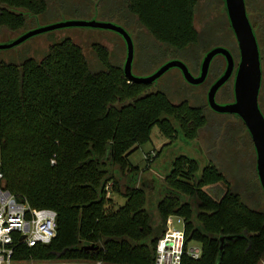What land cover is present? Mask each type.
Listing matches in <instances>:
<instances>
[{
	"label": "trees",
	"instance_id": "1",
	"mask_svg": "<svg viewBox=\"0 0 264 264\" xmlns=\"http://www.w3.org/2000/svg\"><path fill=\"white\" fill-rule=\"evenodd\" d=\"M124 2L166 55L198 42V0ZM47 4L0 0V27H22L28 14L44 11ZM93 49L101 64L95 69L70 37L50 43L39 58L0 60V185L32 207L56 210L55 235L32 245L15 236L12 258L153 264L166 218L176 214L183 218L185 242H200L199 255L184 251L180 264H264V207L247 202L211 158L202 164V156L178 153L160 177L166 191L156 201L149 198L156 173L148 180L145 172L151 163L159 170L154 162L165 144L196 140L208 121L204 103L174 102L152 82L128 80L123 63L112 61L105 44L94 42ZM220 55L223 68L212 57L207 75L223 71L226 59ZM258 103L263 112L259 95ZM154 125L168 140L147 154L148 163L140 169L128 155L151 138ZM255 177L254 189L264 194ZM220 181L226 187L216 197L209 186ZM90 243L98 246H85Z\"/></svg>",
	"mask_w": 264,
	"mask_h": 264
},
{
	"label": "rangeland",
	"instance_id": "2",
	"mask_svg": "<svg viewBox=\"0 0 264 264\" xmlns=\"http://www.w3.org/2000/svg\"><path fill=\"white\" fill-rule=\"evenodd\" d=\"M245 4L247 14L253 21L260 46L262 84L259 102L264 112V0H245ZM67 19H97L122 25L133 40L131 70L136 75H147L171 58L183 60L193 74H198L202 55L215 45L229 48L236 62L238 61L237 42L228 21L224 0H198L194 15V24L199 32L198 42L180 53L167 55L163 53L161 42L137 24L134 15L127 10L124 0H48L44 11L28 14L24 26L14 30L0 27V42L10 41L29 28ZM63 37H70L83 47L93 69L101 67L93 49L94 42H101L108 47L113 62L124 63L126 42L121 33L112 28L90 25H66L34 33L12 46L0 47V60L19 61L26 55L39 58L50 43ZM213 57L220 60L223 68V56L217 53ZM216 76L209 74L201 83H191L183 77L178 66H170L152 81V88L163 89L174 102L182 99H187L190 103L203 102L208 121L200 129L192 144L180 138L162 147V151L154 162L159 165L157 167L159 170L153 168V163H151L150 169L145 172L148 180H152V174L156 173L153 185L150 186L149 183V187H146L150 189V191L147 190L150 199L156 201L166 191L161 185L160 177L170 168L174 156L185 152L194 156H202L201 158L204 159L201 161L202 164L211 158L225 173L231 186L243 192L247 202L256 207H264V194L260 188L254 189L257 185L256 157L248 129L236 114L215 111L207 104L206 93ZM215 98L219 102H226L232 98V76L217 89ZM167 140L159 132L157 125H154L151 138L139 143L128 157L133 164L143 169L148 163L147 154H153ZM225 187V182L220 181L210 185L209 189L217 197ZM113 195L119 203L124 202V197L115 193ZM177 224L180 225V223ZM190 244L200 246V242L194 239L190 241ZM20 263L124 264L88 259L22 260ZM261 263L260 260L257 264Z\"/></svg>",
	"mask_w": 264,
	"mask_h": 264
},
{
	"label": "water",
	"instance_id": "3",
	"mask_svg": "<svg viewBox=\"0 0 264 264\" xmlns=\"http://www.w3.org/2000/svg\"><path fill=\"white\" fill-rule=\"evenodd\" d=\"M224 2L229 23L237 42L238 61L235 63L233 54L229 48L215 45L204 52L198 74H193L187 64L179 58L166 60L147 75L134 74L131 70L133 59V40L131 35L122 25L105 20L67 19L32 27L10 41L0 42V47L12 46L34 33L66 25H90L112 28L120 32L126 42V56L123 63L125 76L128 80L144 83L152 82L170 66H178L187 81L199 83L206 78L212 57L217 53L223 54L226 59L225 67L211 82L206 93V100L212 109L234 113L242 119L255 148L256 172L264 191V114L258 103L262 77L259 46L246 11L245 0H224ZM233 72V99L226 102L217 101L215 98L217 89ZM220 239L223 240V235ZM85 246L97 247L98 244L90 243ZM219 247H222V243H220Z\"/></svg>",
	"mask_w": 264,
	"mask_h": 264
},
{
	"label": "built area",
	"instance_id": "4",
	"mask_svg": "<svg viewBox=\"0 0 264 264\" xmlns=\"http://www.w3.org/2000/svg\"><path fill=\"white\" fill-rule=\"evenodd\" d=\"M55 232L56 210L53 207H32L0 185V264H22L12 258L15 236L32 245L49 241ZM184 251L197 257L200 246L185 242L182 216L170 214L163 234L157 239L153 264H180Z\"/></svg>",
	"mask_w": 264,
	"mask_h": 264
}]
</instances>
